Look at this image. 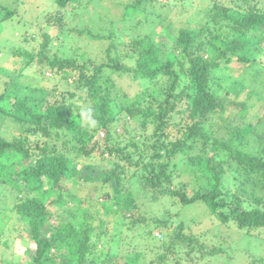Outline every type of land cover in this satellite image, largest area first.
I'll return each mask as SVG.
<instances>
[{
  "label": "trees",
  "instance_id": "16d2710c",
  "mask_svg": "<svg viewBox=\"0 0 264 264\" xmlns=\"http://www.w3.org/2000/svg\"><path fill=\"white\" fill-rule=\"evenodd\" d=\"M78 1L55 0L57 19L61 22L62 10L74 8ZM145 1L128 3L125 17L133 19L135 14L143 13ZM214 6L199 26L182 24L176 32L164 28L170 39L140 35L123 52L121 46L126 44L116 39L115 30L109 36L99 30L93 36L101 42L110 40L102 51L107 57L105 62H98V49L50 57L45 52L51 41L47 31L37 54L22 52L28 65L37 57L38 62H47L51 70L60 73L66 83L64 90L54 86V91L46 93L42 86L23 85L15 78L0 94V128L7 123L0 129V184L19 192L14 204L19 224L14 227L28 233L34 264H107L117 260L120 264H137L142 255L137 251L129 252L134 254L128 259L112 260L117 255L96 257L98 241L108 232L106 220L95 217L99 223L94 225L86 222L93 216L87 210L79 207L71 211L69 206L80 202V197L68 188L71 183H92L99 192L95 199L102 212L108 215L122 210L127 228H137L141 235L145 227L167 228L169 214L165 206L157 215L151 210H146V216L138 212L141 202L153 206L164 193L179 197L183 206L202 202L214 218L223 223L235 222L246 234L264 229V145L256 152L241 149L246 138L244 127L235 129L227 124L231 114L248 112L254 93L243 88L246 98L240 99V91L231 97L227 88L224 93L214 89L224 73L236 77L233 62L263 69L264 11L254 4L234 16L227 7H219L218 3ZM0 10V24L14 17L15 10L10 6L0 3ZM216 38L222 45L215 42ZM115 74H129L134 80L152 83L129 97L121 91ZM162 79L163 85L158 83ZM87 108L93 111V127L80 117ZM121 119L138 122L133 127L141 131L143 140L132 137L120 145L114 125ZM10 123L13 128L21 127L25 134L12 139L3 136L2 131ZM150 125L152 133L145 135ZM42 136L47 139L42 141ZM258 138L263 140L264 134ZM97 149L103 160L99 164L81 165L77 160L78 156L91 157ZM220 149L229 153L226 161L230 172L224 164L214 162L213 156L207 157L210 150ZM24 160L28 162L23 164ZM186 160L185 171L194 169L205 178V183L191 195L185 183L175 182L176 169ZM61 209L69 216L62 215ZM182 212L177 213L184 218L186 213ZM75 213H80L83 220ZM51 217L57 218L56 224L50 223ZM193 218L192 215L185 228L181 223L170 237L160 241L163 251L159 264H165L177 252L181 255L187 251L195 263L216 253V248L186 229L192 228ZM160 235L156 231V236ZM147 237L155 238L150 234ZM136 244L133 242V247ZM55 250L64 255H59L56 263H48ZM256 258L251 263L264 261V255Z\"/></svg>",
  "mask_w": 264,
  "mask_h": 264
},
{
  "label": "rangeland",
  "instance_id": "374dc122",
  "mask_svg": "<svg viewBox=\"0 0 264 264\" xmlns=\"http://www.w3.org/2000/svg\"><path fill=\"white\" fill-rule=\"evenodd\" d=\"M134 1L79 0L74 8L62 10L63 18L60 22L57 19L59 10L55 5V0H0V3L15 10L12 19L5 20L0 24V94L12 85L15 78L18 83L23 85L28 83L32 86H42L46 89V93L54 91V86H58L60 90L66 88V83L61 79L60 73L56 74L51 70L47 62H38L39 58L35 57L32 64L28 65L27 57L22 53L35 51L37 54L44 40L45 31L51 36V41L45 49L46 54L50 57L56 54L65 57L81 53L86 49H98L100 50L98 56L101 58L98 62H105L107 57L102 51L106 45H109L110 40L104 39L101 42L99 37L93 36L99 30L105 36H109L111 30H115L116 39L122 40L126 44L121 46L123 52L127 51V45L132 44V40L140 35L142 37L148 35L155 40H162L163 37L170 39L164 28H170L176 32V29L182 24L199 26L205 22L204 19L207 16L211 15L210 10L216 8L215 3H218L219 7H227L234 16L243 14L254 4L264 11V0H147L142 5L145 9L143 13H137L131 17L133 19H130L125 17L124 12L126 5ZM1 14H3V10H0V16ZM167 25L171 27H167ZM215 40L217 44L222 45L218 38ZM261 46H264V42ZM130 63H133L132 60ZM261 65L262 70L255 68L253 70L249 66L240 65L237 61L233 62L232 73L237 78L229 76L226 72L219 77V83L214 84V89L219 93H224L227 88L231 97L240 91L239 98H246V91H243V88L254 93L250 99L251 108L248 112L245 114L233 113L227 122L235 129L244 127L246 138L240 144V148L252 152H256L264 145V139L258 138V135L264 134V62ZM258 67L256 65V68ZM220 71H217V75L220 74ZM114 79L122 89L121 91L129 97H134L152 83L149 80H134L129 74H115ZM158 83L163 85L164 80H159ZM135 124L138 125V122L130 123L121 119L114 125V133L120 141V145H125L132 137H141L143 140L141 131H137L133 127ZM5 125H2L0 129ZM8 125H10L8 129L2 131L3 136L12 139L14 136L25 134L21 127L13 128L11 123ZM151 133L152 125L146 128L145 135ZM101 135H104L103 132ZM34 137L31 135V139ZM46 139V137H41L42 141ZM207 139L208 136L204 137V140ZM35 142L36 140L30 144L34 145ZM102 146L103 141L100 142V147ZM99 153L97 149L91 157L78 156L77 160L82 162L81 165L85 163L87 166L88 164H99L103 161ZM210 156H213L214 162L219 166L224 164L230 172V164L226 161L229 156L227 151L210 150L207 157ZM22 162L25 164L28 161ZM123 162L124 160H122ZM186 162L187 160L176 169L175 182L177 184L185 183L186 191L191 195L199 187V184L205 183V178L201 177L200 172L194 169L185 171ZM88 171L90 172V170ZM91 184L81 182L71 183L68 186L80 197V202L75 201L69 207L72 208L71 211H75L79 207L87 210L93 216L86 222H93L94 225L99 223L95 217L105 218L108 232L103 233V238L98 241L96 250V257L100 259L114 255L117 257H113L112 260L121 257L128 259L135 252L140 251L142 255L137 264H159V254L163 251V248L158 245L160 241L170 237L175 227H179L181 223L185 228L193 215L194 218L190 224L192 228L186 229L196 232L202 242L216 248V253L209 258L200 259L196 263L189 258L187 251H183L181 255L178 252L172 253L165 264H264L262 259L257 260V263H251L253 259H257L256 256L264 255V229H260L256 234H246L244 229L241 230L235 222L223 223L214 218L204 203L198 202L183 206L179 197L164 193L160 196L159 203L153 206H150L149 202H141L138 212L145 213L146 216V210H151L153 214L157 215L165 206V210L169 214L167 228L153 227L149 230V227H145L144 235H141L140 231H136L137 228L134 230L127 228V225L124 224L127 220L124 218L122 210L108 215L102 212L101 205L95 199L99 192L95 191ZM229 185L234 187L231 183ZM18 194L19 192L11 189L10 186L0 184V264H34L30 259L33 249L31 242H28V233L14 227L19 224V215L14 209V204L19 198ZM97 210L100 212L97 213ZM178 211L186 213L184 218H182V214L178 215ZM61 214L69 216V213L62 209ZM75 214L76 218H80V221L83 220L80 213ZM147 214L150 215V213ZM149 215L147 218L150 219L152 216ZM56 222L57 218H50V223L56 224ZM153 225L151 223L150 226ZM48 227L45 228L46 234L50 231ZM156 231H160L161 235L156 236ZM147 234L155 238L149 239ZM135 241L137 244L133 247L132 244ZM222 248L223 252L220 251ZM129 252L134 253L128 254ZM59 255L63 256V251H52L50 256H53V259L49 258L48 263H56ZM117 262L118 260L114 263L107 262V264H120Z\"/></svg>",
  "mask_w": 264,
  "mask_h": 264
},
{
  "label": "clouds",
  "instance_id": "9594fccd",
  "mask_svg": "<svg viewBox=\"0 0 264 264\" xmlns=\"http://www.w3.org/2000/svg\"><path fill=\"white\" fill-rule=\"evenodd\" d=\"M81 120L84 121L89 127H93L96 124L93 118V111L91 108L84 109L80 112Z\"/></svg>",
  "mask_w": 264,
  "mask_h": 264
}]
</instances>
